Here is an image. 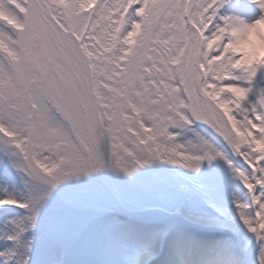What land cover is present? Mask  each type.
Returning a JSON list of instances; mask_svg holds the SVG:
<instances>
[{
  "label": "snow or ice",
  "instance_id": "1",
  "mask_svg": "<svg viewBox=\"0 0 264 264\" xmlns=\"http://www.w3.org/2000/svg\"><path fill=\"white\" fill-rule=\"evenodd\" d=\"M224 3L0 0V264H264V15Z\"/></svg>",
  "mask_w": 264,
  "mask_h": 264
},
{
  "label": "bare ground",
  "instance_id": "2",
  "mask_svg": "<svg viewBox=\"0 0 264 264\" xmlns=\"http://www.w3.org/2000/svg\"><path fill=\"white\" fill-rule=\"evenodd\" d=\"M229 8L232 11L233 16L238 15V18L245 23L254 22L262 16L264 11L255 5L252 0H235L229 4Z\"/></svg>",
  "mask_w": 264,
  "mask_h": 264
},
{
  "label": "rangeland",
  "instance_id": "3",
  "mask_svg": "<svg viewBox=\"0 0 264 264\" xmlns=\"http://www.w3.org/2000/svg\"><path fill=\"white\" fill-rule=\"evenodd\" d=\"M233 2V1H235V0H225V3L220 7V8H218V10H217V15H218V17H225V16H229L230 18H233V16L229 13V12H227V5H228V3L229 2ZM263 13H264V11H263ZM262 13V15H264ZM233 19H235V18H233ZM221 22H222V20H221ZM262 77H264V73H262V75L261 76H258V81L260 82V86H264V78H262ZM249 99L250 100H252V101H255V99H256V97L254 96V95H250V97H249Z\"/></svg>",
  "mask_w": 264,
  "mask_h": 264
}]
</instances>
